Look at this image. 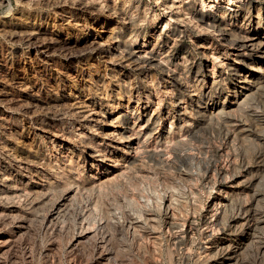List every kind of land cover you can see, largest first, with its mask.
Masks as SVG:
<instances>
[{
    "label": "rangeland",
    "instance_id": "obj_1",
    "mask_svg": "<svg viewBox=\"0 0 264 264\" xmlns=\"http://www.w3.org/2000/svg\"><path fill=\"white\" fill-rule=\"evenodd\" d=\"M0 27V264H264V0H0Z\"/></svg>",
    "mask_w": 264,
    "mask_h": 264
},
{
    "label": "bare ground",
    "instance_id": "obj_2",
    "mask_svg": "<svg viewBox=\"0 0 264 264\" xmlns=\"http://www.w3.org/2000/svg\"><path fill=\"white\" fill-rule=\"evenodd\" d=\"M72 1V0H71ZM70 2V1H69ZM82 3V2H81ZM84 3V2H83ZM82 3V4H83ZM210 3V2H209ZM86 4V3H85ZM212 5V4H211ZM211 5H209L210 7L208 8V11H210L211 9H212V7L214 8V6H211ZM219 5V4H218ZM79 6V5H78ZM242 6V5H241ZM218 7V6H217ZM254 7V6H253ZM225 8V7H224ZM216 9H218V8H216ZM227 10H232V8H230V9H228V8H226ZM99 10V9H98ZM204 10V9H203ZM222 10V9H221ZM221 10L219 9V11L221 12ZM224 10V9H223ZM226 10V11H227ZM213 12H214V10H213ZM236 12H237V10H236ZM19 13V12H18ZM26 13V12H25ZM25 13H20V14H18L17 16V18H14L13 17V20H7L6 21V25H7V28H6V32H8V33H10V34H13V35H15V33H17V34H19L18 36H23V37H26V38H30V37H33L34 35L36 36V34H38V31H39V28H38V26H37V24L35 23V21L31 18V17H29L28 15H26ZM226 13V12H225ZM229 13V12H228ZM234 13V12H233ZM9 14V13H8ZM221 14V13H220ZM185 15V14H184ZM207 15V14H206ZM31 16V15H30ZM244 16V15H243ZM5 18V17H4ZM131 18V17H130ZM202 18V17H201ZM200 18V19H201ZM3 19V18H2ZM2 19H1V21H2ZM125 19V18H124ZM199 19V18H198ZM4 21V20H3ZM198 22V21H197ZM137 23V22H136ZM209 23V22H208ZM4 24V23H3ZM130 24V23H129ZM206 24V23H205ZM212 24V23H211ZM2 26V25H1ZM213 26H214V24H213ZM1 28V27H0ZM5 28V27H4ZM128 28V27H127ZM3 29V28H2ZM4 31H5V29H3ZM110 30V29H109ZM1 31V30H0ZM5 32V33H6ZM7 33V34H8ZM4 35V34H3ZM41 35V34H40ZM8 36H9V34H8ZM10 37V36H9ZM127 38V37H126ZM37 38H35L34 40H36ZM45 39V38H44ZM109 39H110V37H109ZM239 39V38H238ZM91 40V39H90ZM127 40H128V38H127ZM126 40V41H127ZM33 41V40H32ZM43 41V40H42ZM34 42V41H33ZM39 42V41H38ZM125 42V41H124ZM29 43H31V41L29 42ZM89 43V42H88ZM107 43V42H106ZM116 43V42H115ZM90 44V43H89ZM94 44H96V46H97V48H99V50H101V51H104L105 49H106V46H105V43L103 42V41H100V42H97V43H95L94 42ZM118 44V43H117ZM31 45H33V44H31ZM35 48H39V49H42V47H43V43L42 42H39V44L37 45H35L34 46ZM44 47H46V46H44ZM114 47V46H113ZM125 47V46H124ZM117 48V47H116ZM34 49V48H33ZM39 49H38V51H39ZM121 49V48H120ZM45 50V49H44ZM113 50V49H112ZM35 51V50H34ZM37 51V50H36ZM40 51H42V50H40ZM107 51H108V49H107ZM118 51V50H117ZM126 51V50H125ZM105 52V51H104ZM123 52V51H122ZM43 53V52H42ZM45 53V52H44ZM67 55V54H66ZM106 55V54H105ZM118 55V54H117ZM153 55V54H152ZM104 56V55H103ZM109 56V55H108ZM113 56V55H112ZM123 56V55H122ZM134 56H135V58H136V55L134 54ZM146 56V55H145ZM68 57H69V55H68ZM110 57V56H109ZM114 57V56H113ZM117 57V56H116ZM124 57V56H123ZM137 57H138V55H137ZM148 57V56H147ZM142 58H144V57H142ZM106 59V58H105ZM110 59V58H109ZM112 59V58H111ZM116 59V58H115ZM121 59V58H120ZM137 59V58H136ZM146 59V58H145ZM150 59V58H149ZM109 61V60H108ZM126 62V61H125ZM131 62V61H130ZM147 62V61H146ZM111 63H115V62H112L111 61ZM119 63V62H118ZM123 64V63H122ZM127 64V62L125 63V65ZM133 64V63H132ZM129 65V64H128ZM127 65V66H128ZM135 65V64H134ZM143 65V64H142ZM146 65V64H145ZM148 65H150V64H148ZM111 66V65H110ZM136 67H137V65H135ZM3 67V66H2ZM141 67V66H140ZM142 68V67H141ZM146 68V67H145ZM1 69V68H0ZM133 69H135V68H133ZM138 69V68H137ZM2 70V69H1ZM145 70H147V69H145ZM138 71V70H137ZM139 71H141V70H139ZM135 72V71H134ZM140 73V72H139ZM143 73V72H142ZM1 75V74H0ZM69 76V75H68ZM141 77V76H140ZM3 91V90H2ZM36 91V90H35ZM82 92V91H81ZM93 92V91H92ZM37 93H39L38 91H37ZM45 94V93H44ZM36 97V96H35ZM41 97V96H40ZM3 98V97H2ZM17 98V97H16ZM42 98V97H41ZM7 99V98H6ZM29 99V98H28ZM34 99V98H33ZM33 99H31V100H33ZM9 100V99H8ZM45 100V99H44ZM5 101H7V100H5ZM27 102H29V101H27ZM46 103H47V101H45ZM2 103V102H1ZM29 104V103H28ZM29 105H32L33 106V108L35 107V108H38L39 106H44V105H47V104H45L44 102H43V100H41V101H37V100H33V101H30V104ZM99 105V104H98ZM13 107V106H12ZM29 107V106H28ZM32 108V109H33ZM40 108V107H39ZM84 109L86 108V107H83ZM13 109V108H12ZM87 109V108H86ZM22 110V109H21ZM74 110V109H73ZM92 110V109H91ZM91 110H90V112H91ZM78 111V110H77ZM80 111H83V110H80ZM88 111V110H87ZM97 111H99V110H97ZM86 112V111H85ZM85 112H84V114H85ZM24 113V112H23ZM34 113V112H33ZM92 113H94L93 112V110H92ZM96 113V112H95ZM94 113V114H95ZM100 113V112H99ZM63 115V114H62ZM71 115V114H70ZM90 115H92L91 113H90ZM98 115H100V114H98ZM97 115V113H96V115L94 116H92V118H95V119H100V116H98ZM82 116H84V115H82ZM102 117V116H101ZM7 118V117H6ZM90 119V120H93V119ZM4 119V118H3ZM86 119V118H85ZM84 119V120H85ZM89 119V118H88ZM87 119V120H88ZM83 120V119H82ZM83 120V121H84ZM112 120V119H111ZM3 122H5V121H3L2 119H1V117H0V124H2L3 125ZM106 125V124H105ZM108 125V124H107ZM71 126V125H70ZM74 130V129H73ZM78 131V130H77ZM75 132H76V130H75ZM19 133V132H18ZM107 133V132H106ZM75 134V133H74ZM89 134V133H88ZM100 135V134H99ZM112 135V134H111ZM108 136V135H107ZM113 136H115V135H113ZM106 137V136H105ZM73 138V137H72ZM113 138V137H112ZM1 140V139H0ZM89 142V141H88ZM63 143V142H62ZM74 144V143H73ZM3 146H5V145H3ZM64 146V145H63ZM8 147V146H7ZM6 146H5V150H4V152L1 154V158L2 159H4L5 161H4V163H6L7 165L8 164H10V165H14L15 167L17 166V161H15V160H13L12 159V157H11V153H9V149L7 148ZM64 147H66V146H64ZM68 147H69V145H68ZM10 149H11V147H9ZM67 149V148H66ZM69 149V148H68ZM12 151V150H11ZM10 151V152H11ZM13 152V151H12ZM13 156V155H12ZM14 158V157H13ZM16 158V157H15ZM26 161V160H25ZM74 162V161H73ZM68 163H69V161H68ZM5 164V165H6ZM32 164V163H31ZM34 164V163H33ZM37 164V163H36ZM49 166V165H48ZM6 167V166H5ZM12 167V166H11ZM14 167V168H15ZM18 167V166H17ZM4 169H0V180H2V182L6 179V178H4V171H3ZM34 173V172H33ZM65 174V173H64ZM8 175V174H7ZM127 175V174H126ZM105 176V175H104ZM8 178V177H7ZM7 180V179H6ZM9 180V179H8ZM7 180V181H8ZM53 180V179H52ZM109 180V179H108ZM84 182V181H83ZM133 182V181H132ZM141 182V181H140ZM95 183V182H94ZM3 184H5V183H3ZM155 184V183H154ZM1 185H2V183H1ZM55 185V184H54ZM158 185V184H157ZM4 186V185H3ZM103 186V185H102ZM147 186V185H146ZM7 187V186H6ZM5 187V188H6ZM143 187V186H142ZM152 187V186H151ZM70 188V187H69ZM157 188V187H156ZM156 188H154V190L156 189ZM171 188V187H170ZM98 189H99V187H98ZM143 189V188H142ZM36 190V189H35ZM104 190V189H103ZM147 190H149L148 188H147ZM153 190V189H152ZM8 191V190H7ZM54 191V190H53ZM57 191V190H56ZM71 191V190H70ZM10 192V191H9ZM8 192V193H9ZM15 192H17V190L16 191H14V193ZM146 192V191H145ZM13 193V192H12ZM73 193V192H72ZM100 193V192H99ZM144 193V192H143ZM155 193V192H154ZM2 194H6L5 193V191H4V189H3V187H1L0 186V196L2 195ZM11 194V193H10ZM10 194H9V196H10ZM55 194V193H54ZM69 194V193H68ZM105 194V193H104ZM72 195V194H71ZM129 195V194H128ZM132 195V194H131ZM4 196V195H3ZM58 196V195H57ZM108 196V195H107ZM119 196V195H118ZM5 197H7V196H5ZM71 197H73V196H71ZM99 197H100V195H99ZM132 197V196H131ZM134 197V196H133ZM130 198V197H129ZM145 198V197H144ZM9 199H11V198H9ZM22 199V198H21ZM46 199H48V198H46ZM135 199H136V197H135ZM137 199H139V198H137ZM155 199H157L158 200V198H156L155 197ZM4 199H3V197H0V202L2 203V201H3ZM19 201V200H18ZM53 201V200H52ZM79 201V200H78ZM155 201V200H154ZM169 201V200H168ZM9 202H10V200H9ZM44 202V201H43ZM86 203V202H85ZM151 203V202H150ZM5 203H3V206L5 207L6 206V204L4 205ZM46 204V203H45ZM129 204V203H128ZM138 204H139V202H138ZM15 205V204H14ZM132 205V204H131ZM12 206V205H11ZM16 206V205H15ZM48 206V205H47ZM72 206V205H71ZM123 206V205H122ZM18 207V206H17ZM60 207V206H59ZM144 207V206H143ZM167 207V206H166ZM121 208V207H120ZM124 208H126V207H124ZM146 208V207H145ZM11 209V208H10ZM17 209V208H16ZM40 209V208H39ZM53 209V208H52ZM101 209V208H100ZM107 209V208H106ZM116 209V208H115ZM149 209V208H148ZM79 210V209H78ZM12 211V210H11ZM11 211L8 209H6L5 211L3 210V212H1V207H0V215H2L4 218H2V216H1V218L2 219H5L6 220V222L8 221V219H10V213H11ZM18 211V210H17ZM59 211V210H58ZM71 211V210H70ZM110 211V210H109ZM126 211V210H125ZM147 211V210H146ZM16 212V211H15ZM43 212V211H42ZM124 212V211H123ZM132 212V211H131ZM65 213V212H64ZM76 213V212H75ZM109 213V212H108ZM126 213V212H125ZM129 213V212H128ZM142 213V212H141ZM22 214V213H21ZM138 214H139V212H138ZM95 215H96V213H95ZM128 215V214H127ZM148 215V214H147ZM173 215V214H172ZM12 216H14L13 214H12ZM110 216V215H109ZM129 216H130V214H129ZM129 216H126L125 215V218H127V217H129ZM133 216V215H132ZM132 216H131V218H132ZM138 216V215H137ZM150 216V215H149ZM18 218H19V220H18V218H17V220H18V222H17V228L15 227L14 228V232L15 233H21V230H26V228H27V225H26V219H28V218H24L23 217V215L21 216V215H19L18 214V216H17ZM27 217V216H26ZM32 217V216H31ZM154 217V216H153ZM0 218V219H1ZM130 218V219H131ZM14 219V218H13ZM64 219V218H63ZM112 219V218H111ZM121 219V218H120ZM128 220L129 221V223H131L132 221H133V223H134V220H135V218L133 219L132 218V221L131 220ZM4 220V221H5ZM70 220V219H69ZM85 220V219H84ZM94 220V219H93ZM109 220V219H108ZM12 221V219L11 220H9V222H11ZM29 221V220H28ZM73 221V220H72ZM15 221H13V223H14ZM56 222V221H55ZM70 222V221H69ZM95 222V221H94ZM136 222H137V220H136ZM8 223V222H7ZM12 223V222H11ZM110 223V222H109ZM138 223V222H137ZM10 224V223H9ZM16 224V223H15ZM132 224V223H131ZM136 224V223H135ZM141 224H143V223H141ZM171 224V223H170ZM174 224V223H173ZM92 225V224H91ZM133 225V224H132ZM153 225V224H152ZM168 225V224H167ZM6 226V225H5ZM9 226V225H8ZM12 226V225H11ZM13 226H14V224H13ZM30 226V225H29ZM36 226V225H35ZM85 226V225H84ZM89 226V225H88ZM102 226V225H101ZM135 226V225H134ZM136 226H138V225H136ZM7 227V226H6ZM5 227V228H6ZM10 227V226H9ZM69 227V226H68ZM83 227V226H82ZM167 227V226H166ZM60 228V227H59ZM90 228H91V226H90ZM131 228V227H130ZM175 228V227H174ZM190 228V227H189ZM8 229V228H7ZM79 229V228H78ZM105 229V228H104ZM132 229V228H131ZM168 229V228H167ZM179 229V228H178ZM1 231H2V229H0ZM83 230H85V229H83ZM113 230V229H112ZM176 230V229H175ZM10 231V230H9ZM28 231V230H27ZM11 232V231H10ZM13 232V233H14ZM23 233H24V231H23ZM88 233V232H87ZM86 232H83V233H81V235L79 236V238H83V237H85V236H87V235H89V233L87 234ZM72 234V233H71ZM119 234V233H118ZM131 234V233H130ZM156 234V233H155ZM175 235V234H174ZM18 236V235H17ZM9 237V236H8ZM19 237V236H18ZM77 237V236H76ZM88 237V236H87ZM178 237V236H177ZM109 238V237H108ZM4 239V238H3ZM78 239V238H77ZM6 240H7V238H6ZM20 240V239H19ZM119 240V239H118ZM139 240V239H138ZM177 240V239H176ZM16 241V240H15ZM2 242V241H1ZM0 242V243H1ZM3 242H5V241H3ZM106 242V241H105ZM122 242V241H121ZM128 242V241H127ZM9 243H11V242H9ZM8 244V243H7ZM103 244V243H102ZM121 244V243H120ZM151 244V243H150ZM13 245V244H12ZM80 245H81V243H80ZM5 246H6V244H5ZM9 246V245H8ZM132 246V245H131ZM138 246V245H137ZM108 250V249H107ZM112 250V249H111ZM127 250V249H126ZM3 254H4V252H3ZM112 258V257H111ZM129 260V259H128ZM108 261V260H107Z\"/></svg>",
    "mask_w": 264,
    "mask_h": 264
}]
</instances>
